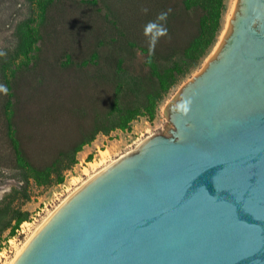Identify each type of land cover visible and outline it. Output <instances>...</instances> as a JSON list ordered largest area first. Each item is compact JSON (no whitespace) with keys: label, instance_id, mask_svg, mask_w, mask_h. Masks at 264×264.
<instances>
[{"label":"water","instance_id":"obj_1","mask_svg":"<svg viewBox=\"0 0 264 264\" xmlns=\"http://www.w3.org/2000/svg\"><path fill=\"white\" fill-rule=\"evenodd\" d=\"M166 111L170 134L82 187L14 264H264V0H237Z\"/></svg>","mask_w":264,"mask_h":264},{"label":"rangeland","instance_id":"obj_2","mask_svg":"<svg viewBox=\"0 0 264 264\" xmlns=\"http://www.w3.org/2000/svg\"><path fill=\"white\" fill-rule=\"evenodd\" d=\"M232 2L226 0L222 30ZM160 14L149 0H54L44 16L33 0H0V78L2 62L16 53L28 24L38 28L35 57L18 80L19 105L15 119L22 145L38 162H46L84 137H92L77 153V162L65 172L62 183L39 185L32 181L30 199L22 203L14 201L13 205L21 206L29 215L14 234L9 229L3 232L0 264H10L50 213L91 174L136 151L150 136L170 134L168 103L177 98L182 85L214 56L216 43L201 63L163 96L154 119L140 115L131 121L128 129L104 132L115 125L112 112L119 83L124 87L135 82L140 87L137 92L124 91L120 105H141L146 93L157 87L140 46L148 47L166 65L169 64L166 54L170 51L167 42L180 48L195 31V23L190 20L170 33L165 20L157 21ZM150 21H157L167 29L154 45L144 31ZM2 106L0 96V199L20 184L13 177L17 169L5 134ZM102 151L107 153L103 155ZM101 158L103 164L92 169L90 162ZM85 168L90 172H85Z\"/></svg>","mask_w":264,"mask_h":264},{"label":"trees","instance_id":"obj_3","mask_svg":"<svg viewBox=\"0 0 264 264\" xmlns=\"http://www.w3.org/2000/svg\"><path fill=\"white\" fill-rule=\"evenodd\" d=\"M37 4L40 15L44 16L48 6L54 0H33ZM154 8L161 13H167L165 22L168 31L173 32L181 28L187 21L195 23V31L189 41L183 46L173 47L167 42L170 51L166 54L169 64L163 65L155 53L148 47L140 46L146 53L145 63L149 66L151 75L157 80V87L146 93L145 101L141 105L121 104L119 98L123 92L139 90V83H119L118 96L114 103L115 125L109 129H128L131 121L140 115L150 120L155 118L159 101L181 79L196 68L216 43L222 30V18L226 11V0H149ZM38 28L28 24L21 36L16 53L7 61L2 62L0 85L7 88V92L0 91L3 97L2 113L5 120V134L13 151V175L19 181V186L13 187L0 199V239L3 232L10 230L14 234L20 224L28 218L29 212L21 206L13 205L14 201H28L31 197L29 186L32 181L39 185L62 183L65 172L77 162V153L92 137H84L66 150L54 154L49 161L38 162L36 156L26 149L18 136L16 114L19 105L18 80L19 74L30 67L34 51L37 49ZM135 43V42H134ZM121 63V60L119 61ZM1 246V241H0Z\"/></svg>","mask_w":264,"mask_h":264},{"label":"bare ground","instance_id":"obj_4","mask_svg":"<svg viewBox=\"0 0 264 264\" xmlns=\"http://www.w3.org/2000/svg\"><path fill=\"white\" fill-rule=\"evenodd\" d=\"M236 2L237 0H233L230 9L228 10L226 17H225V22H224V27L223 30L221 32V35L219 37L218 42H216L214 48H213V53L212 55H215L222 43L224 42V38L226 37L227 33L230 30V20L234 14L235 11V7H236ZM206 65V64H205ZM148 139V138H147ZM146 140V139H145ZM144 140V141H145ZM142 141L138 147H140V145L144 142ZM106 151H102V154H106ZM125 156V155H124ZM123 157V156H122ZM120 159V158H119ZM104 159L101 158V160L99 161H94V162H90V166L92 167V169H97L98 166L103 164ZM118 160L113 161L111 164H109L108 166L98 170L97 172H95L94 174H91L92 176H90V178L88 180H86L85 182H83L82 185H79L68 197H66L64 199L63 202H61L62 204H60V206L53 212L50 213V215L46 218V220L34 231V233L32 234V236L28 239V241H26V243H24V245L18 250V252L16 253L15 258L11 261L10 264H14L16 259L21 255V253L24 251V249L27 247V245L30 243V241L35 237V235L42 229V227L49 221V219H51V217H53V215L73 196L75 195L82 187H84L86 184H88L91 180H93L95 177H97L99 174H101L103 171H105L106 169H108L110 166H112L114 163H116ZM89 169L85 168V172H88ZM90 172V171H89Z\"/></svg>","mask_w":264,"mask_h":264},{"label":"clouds","instance_id":"obj_5","mask_svg":"<svg viewBox=\"0 0 264 264\" xmlns=\"http://www.w3.org/2000/svg\"><path fill=\"white\" fill-rule=\"evenodd\" d=\"M167 13H161L157 17V21H161L166 19ZM157 21H150L146 26H145V35L150 37V42L152 45H154L157 41V39L160 36H163L166 34L167 29L162 25L159 24ZM0 91L7 92V88L4 85H0ZM191 99H185L181 101L179 104L176 105V110L181 112V114H185L189 111L190 106H191Z\"/></svg>","mask_w":264,"mask_h":264}]
</instances>
